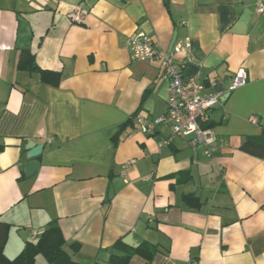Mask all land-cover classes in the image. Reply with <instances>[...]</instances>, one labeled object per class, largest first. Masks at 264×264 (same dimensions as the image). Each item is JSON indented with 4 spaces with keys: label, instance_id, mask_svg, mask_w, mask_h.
Listing matches in <instances>:
<instances>
[{
    "label": "crops",
    "instance_id": "1",
    "mask_svg": "<svg viewBox=\"0 0 264 264\" xmlns=\"http://www.w3.org/2000/svg\"><path fill=\"white\" fill-rule=\"evenodd\" d=\"M255 1L0 0V222L9 226L8 259L57 221L79 264L125 254L115 245L130 234L158 253L151 263L134 256L129 264H264V159L240 150L264 128V15ZM78 8L81 23L71 18ZM138 32L152 35L161 53L175 34L191 39L185 82L222 94L209 125L224 148L212 158L185 138L161 148L168 126L146 135L134 125L136 116L164 114L168 96L160 62L131 57L128 41ZM25 50L40 69L61 75L58 86L18 70ZM240 69L247 84L230 91ZM29 142L43 150L40 171L26 178ZM35 264L48 263L39 255Z\"/></svg>",
    "mask_w": 264,
    "mask_h": 264
},
{
    "label": "built area",
    "instance_id": "2",
    "mask_svg": "<svg viewBox=\"0 0 264 264\" xmlns=\"http://www.w3.org/2000/svg\"><path fill=\"white\" fill-rule=\"evenodd\" d=\"M256 12L264 15V0L255 1ZM85 11L78 8L72 14L75 23H81ZM191 39L189 37L177 39L173 49L168 52H159L157 40L150 34L138 32L128 41L131 57L135 61H159L161 65V81L167 84V110L155 119L143 116L134 118V125L146 135H153L162 126L171 129L168 139L161 142V148H168L178 138H185L193 150H202L207 158H212L218 149L224 145L219 143L216 134L208 127L209 113L222 101V94L217 92L206 93L205 87L198 81L186 83L183 77L185 64L192 61L190 56ZM178 55H184V61L177 60ZM247 84V73L240 69L233 77L230 91L237 90ZM250 122L258 123L256 116L250 117ZM130 166H123V170ZM37 232L34 237H38Z\"/></svg>",
    "mask_w": 264,
    "mask_h": 264
},
{
    "label": "trees",
    "instance_id": "3",
    "mask_svg": "<svg viewBox=\"0 0 264 264\" xmlns=\"http://www.w3.org/2000/svg\"><path fill=\"white\" fill-rule=\"evenodd\" d=\"M18 70L39 73L43 83L54 87L58 86L61 80L59 73L40 69L36 63L35 55L29 50L21 53ZM208 127L211 128L210 125ZM240 150L251 156L264 159V128L260 135L246 137ZM183 199L190 206H200L199 199L194 195H185ZM8 230L9 226L0 222V264H35L39 255L44 257L48 264H79L67 252L65 248L66 240L57 221L50 222L36 243L26 245L22 253L13 260L8 259L4 253ZM71 247L74 252L79 251V245ZM120 247L125 249V254L112 255L107 264H129L134 256H139L147 263H151L158 253V247L147 242L141 243L138 248H130L122 241H119L115 248Z\"/></svg>",
    "mask_w": 264,
    "mask_h": 264
},
{
    "label": "water",
    "instance_id": "4",
    "mask_svg": "<svg viewBox=\"0 0 264 264\" xmlns=\"http://www.w3.org/2000/svg\"><path fill=\"white\" fill-rule=\"evenodd\" d=\"M177 34L174 35L169 51L173 49V46L176 42ZM27 161H25L22 165L23 172L26 178H31L35 174H37L41 169V163L35 160L36 157L42 154L43 147L36 146L35 144L29 142ZM124 244L128 245L131 248H138L139 244H137L133 238V235L127 236L123 240Z\"/></svg>",
    "mask_w": 264,
    "mask_h": 264
}]
</instances>
